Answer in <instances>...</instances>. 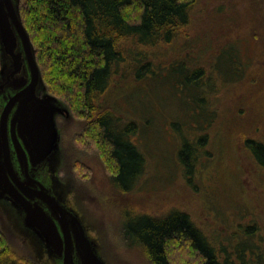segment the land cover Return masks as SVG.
Segmentation results:
<instances>
[{"label": "rangeland", "instance_id": "1", "mask_svg": "<svg viewBox=\"0 0 264 264\" xmlns=\"http://www.w3.org/2000/svg\"><path fill=\"white\" fill-rule=\"evenodd\" d=\"M199 1L180 36L150 50L158 52L152 57L158 73L133 77L129 58L107 93L118 116L139 125L132 140L145 167L131 191L115 188L99 152L82 145L86 119L45 85L70 114L57 118L60 143L48 182L79 215L107 264H152L124 230L173 211L188 214L212 245L225 249L230 264H255L249 249L264 252V165L246 145L264 144V0ZM182 60L191 72H205L198 93L173 84L171 64ZM185 141L197 148L190 172L180 157ZM0 232L24 259L61 264L1 203ZM170 251L175 264L193 263L176 245Z\"/></svg>", "mask_w": 264, "mask_h": 264}, {"label": "trees", "instance_id": "2", "mask_svg": "<svg viewBox=\"0 0 264 264\" xmlns=\"http://www.w3.org/2000/svg\"><path fill=\"white\" fill-rule=\"evenodd\" d=\"M199 2L20 0L21 18L36 51L45 85L55 96L66 100L72 113L86 119L82 145L99 152L119 191L133 189L144 171L145 157L132 140L139 133V125L124 122L112 109V100L106 97L109 88L129 58L132 61L127 67L128 74L142 81L156 75L158 70L152 67V57L158 52L150 50L179 37ZM188 47H183V51ZM188 69L183 60L176 66L172 63L171 74L176 73L177 77L173 84L185 86L187 92L190 87H197L198 93L203 89L205 72L202 68L192 72ZM246 145L264 165V144L248 140ZM196 150L193 143L185 141L180 152L189 172ZM124 237L134 238L135 245L152 264H175L171 258L172 245L183 255L190 253L192 264H230L225 249L212 245L191 217L181 211H173L162 219L136 220L126 226ZM7 245L0 232V264H34ZM249 250L250 262L264 261L263 251Z\"/></svg>", "mask_w": 264, "mask_h": 264}, {"label": "water", "instance_id": "3", "mask_svg": "<svg viewBox=\"0 0 264 264\" xmlns=\"http://www.w3.org/2000/svg\"><path fill=\"white\" fill-rule=\"evenodd\" d=\"M20 45L25 51L32 83L7 104L0 116V200L6 195L13 197L24 212L26 228L33 231L57 258L63 259V264H75L76 260L79 264H107L100 256L96 243L88 236L80 217L65 209L42 185L36 191V196L47 205L49 211L39 203H31L28 198L34 197L23 186L36 189L35 181L31 177L23 182L14 170L8 134L9 116L14 104L20 102L11 120L15 152L22 169L28 170L31 165L32 172L58 152L60 132L56 117L64 112L69 114L54 96L46 94L43 100L37 98V87L45 84L36 51L21 18L20 0H0V46L14 63L12 71H6L5 68L2 71L5 79L10 80L8 85L18 83L16 73L24 65V55L17 51ZM16 126L24 147L17 138Z\"/></svg>", "mask_w": 264, "mask_h": 264}, {"label": "flooded vegetation", "instance_id": "4", "mask_svg": "<svg viewBox=\"0 0 264 264\" xmlns=\"http://www.w3.org/2000/svg\"><path fill=\"white\" fill-rule=\"evenodd\" d=\"M18 52H22V54L24 55V61H23V67L20 69V71L18 73H16V77L15 79L17 80L18 83H14L12 82L10 85L9 82L10 80L5 79L6 77H4L2 75V71L3 68L6 69V71H12V67H13V60L12 58L4 53L1 49L0 46V106L3 108L1 111V114L3 112V110L5 109V107L7 106V104L14 99L16 96H18L19 94L23 93L25 90H27L31 83H32V74L28 65V61L27 59H25V54H24V48L22 45H20V47L17 50ZM25 82V83H23ZM47 89L45 87V85H40V87H37L36 90V96L38 99H44L45 95L47 94ZM20 105V102H16L12 108V111L10 113L9 116V122H8V134H9V145L12 151V163L14 166V170L15 172L18 174V177L23 181L26 182L28 180V178H33V181H35V188L36 189H31L28 188L26 186H23L24 189H26L28 191V193H30L34 198L33 199H29L28 200L31 203H39L46 211H49L47 205L41 201L37 196H36V191L38 192V190L41 188V185L46 188L47 190L50 191L51 195L53 197H55L58 202H60V204L67 209L68 211H73L74 213H76L56 192L55 187L52 186L51 184H49V180L53 179L54 173H55V169H54V162H55V155L54 154L52 157H50L47 161H45L44 163H42L35 172H32V166L29 165L28 170L22 169V167L20 166V163L18 161V157L16 154V149H15V145L13 143L12 140V133H11V120L13 119V117L15 116L18 107ZM61 107L64 108L61 104ZM65 109V108H64ZM0 114V116H1ZM63 116L65 118H69L70 114L64 112L61 113L59 115H57L56 117V123H57V118ZM58 127V124H57ZM59 130V128H58ZM15 132L17 135V138L19 139V142L21 143L22 147H24L23 142L21 141L20 137H19V133H18V129L17 126L15 127ZM1 204H4L6 207L12 208L14 210V212H17L21 218L22 224L24 226V228L29 231L31 234H33L37 240L39 241V243H41V246L45 249V251L49 254V257L56 261V262H60L61 264H63V259L61 258H57L50 250L47 249V247L44 246L43 242L38 238V236L31 230L27 229L25 226V215L24 212L16 205L15 200L13 199V197L11 195H6L5 198L0 200ZM75 264H79V262L76 260Z\"/></svg>", "mask_w": 264, "mask_h": 264}]
</instances>
